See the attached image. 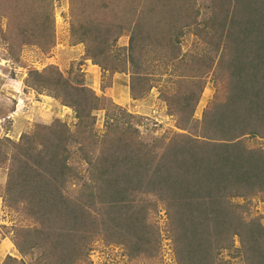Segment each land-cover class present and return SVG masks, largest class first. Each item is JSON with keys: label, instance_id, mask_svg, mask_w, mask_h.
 <instances>
[{"label": "trees", "instance_id": "16d2710c", "mask_svg": "<svg viewBox=\"0 0 264 264\" xmlns=\"http://www.w3.org/2000/svg\"><path fill=\"white\" fill-rule=\"evenodd\" d=\"M70 8L86 58L111 76L130 73L134 99L155 87L156 62L173 61L181 74L193 68L161 95L180 132L144 138L140 117L82 80L53 65L30 72L27 86L72 108L77 122L74 129L59 120L36 124L19 141L0 138L4 203L28 220L13 228L14 245L31 258L7 260L87 264L101 240L157 263L161 239L152 218L163 205L177 264H264V225L250 215L253 200H264V147L249 142L264 140V0H70ZM52 10L53 0H0L11 50L15 40L50 49ZM125 33L129 46L118 48ZM189 35L200 55L183 53ZM209 75L217 92L196 121Z\"/></svg>", "mask_w": 264, "mask_h": 264}, {"label": "rangeland", "instance_id": "374dc122", "mask_svg": "<svg viewBox=\"0 0 264 264\" xmlns=\"http://www.w3.org/2000/svg\"><path fill=\"white\" fill-rule=\"evenodd\" d=\"M54 18V45L50 49H42L35 44H25L18 40L16 47L11 50L10 45L3 39L7 29V21L0 17V138H9L19 141L25 133L31 132L36 124L51 125L59 120L71 129L75 128L77 119L72 108L46 93L38 92L27 86L26 79L32 71L42 72L48 66H56L64 76L72 81L80 79L91 88L96 95L110 99L114 104L125 109L128 113L140 117L143 124L140 130L144 138L158 137L170 138L174 133L180 132L176 127V117L169 115V108L163 100L162 92L165 87H170V81L180 75H193V68L185 74L175 70L172 61L156 62L152 65L154 85L151 91L142 99H134L130 92L131 74L103 72L101 67L94 65L86 58V45L76 41L71 32L70 0H53ZM11 44L13 36L8 33ZM130 34H123L116 44L123 49L129 46ZM194 36H187L182 42L183 53L200 55L202 50L192 49ZM188 57H185L187 60ZM189 61V58H188ZM181 62V61H180ZM191 63V61H189ZM193 64V62H192ZM196 64V65H195ZM199 62H194V67L200 69ZM182 77V76H180ZM205 80L204 91L197 105L194 119L201 121L204 110L213 100L217 86L213 77L209 75ZM96 129L104 131L105 111H95ZM252 147H264V140H249ZM0 244L6 245L10 241V250L0 256V264H18L7 260L8 256L29 263L30 257L22 256L14 245V227L28 225V220L15 210L8 209L2 196L8 180L7 167L0 168ZM239 203L244 201L240 199ZM164 206H160L153 218L158 225L161 248L160 257L154 264H177L169 237L167 215ZM251 216L259 215L264 225V200L255 198ZM238 245V243H236ZM4 252V251H3ZM1 253V252H0ZM1 255V254H0ZM228 259L227 253H223ZM87 264H153L148 259L140 256L132 258L127 250L118 244L97 241L90 252ZM234 264H242L240 259H235Z\"/></svg>", "mask_w": 264, "mask_h": 264}, {"label": "crops", "instance_id": "0c3cea01", "mask_svg": "<svg viewBox=\"0 0 264 264\" xmlns=\"http://www.w3.org/2000/svg\"><path fill=\"white\" fill-rule=\"evenodd\" d=\"M0 178H1V176H0ZM5 243H8L9 246L6 247V245H3V246H2V244H0V252H1V253H0L1 255H0V256H2V255L6 252V250L9 251V250H10L9 247L12 246V243H11L10 241H7V240H6ZM3 251H4V252H3Z\"/></svg>", "mask_w": 264, "mask_h": 264}]
</instances>
